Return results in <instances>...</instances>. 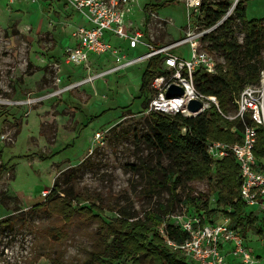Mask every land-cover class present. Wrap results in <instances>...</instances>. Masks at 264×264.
<instances>
[{
    "label": "rangeland",
    "instance_id": "obj_1",
    "mask_svg": "<svg viewBox=\"0 0 264 264\" xmlns=\"http://www.w3.org/2000/svg\"><path fill=\"white\" fill-rule=\"evenodd\" d=\"M164 1L170 0H128L125 25L130 31L143 33L156 47L181 40L189 26H204L202 19L191 18L188 22L186 9L179 0L154 13L143 10L146 5ZM223 1L234 9L239 0H209L210 4ZM244 1L249 20L263 16L264 0ZM145 18L150 21L148 25L144 24ZM78 25L79 15L60 0H40L35 5L0 0V165L10 168L7 173H0V264H50L55 257L60 264H84L89 253L97 248V222L76 213L71 224H61L50 208H34L44 202L43 192L49 193L55 183L86 199L82 207L98 206L99 219L109 224L119 219V211L142 219L148 212H159L161 207L169 211L164 221L173 225L175 217L184 211H201L206 221L212 216L217 221L227 217L224 208L216 204V165L209 178L182 181L176 191L179 201L171 200L168 191L159 185L153 187L154 180L144 166L151 172L156 170V179L161 181L162 168L171 164L141 138L148 132L150 115L142 107L143 98H139L145 64L98 80L94 89L85 85L46 98L85 76L67 79L62 66L65 49L76 45L70 35ZM240 29L236 21L232 30L239 43L243 38ZM214 34L219 35V31ZM105 35L112 49L127 60L147 51L141 47L130 49L127 41L108 32ZM201 45L205 49L210 43ZM186 48L182 46L175 52H186ZM211 54L220 60V53ZM91 58L97 64L96 72L116 65L110 54ZM68 68L82 73L81 68ZM226 113L232 115L234 110ZM96 133L100 134L99 140L94 138ZM187 195L201 200L185 206L181 201ZM202 203L207 208L203 209ZM71 207L78 205L72 202ZM210 211L213 214L208 215ZM6 219L8 223H3ZM230 220L241 230L256 260L264 262L261 217L256 225L245 222L242 226ZM61 226H67V230L58 240ZM261 227L263 232L259 234ZM123 263L131 264V259L126 258Z\"/></svg>",
    "mask_w": 264,
    "mask_h": 264
},
{
    "label": "trees",
    "instance_id": "obj_2",
    "mask_svg": "<svg viewBox=\"0 0 264 264\" xmlns=\"http://www.w3.org/2000/svg\"><path fill=\"white\" fill-rule=\"evenodd\" d=\"M177 0L164 1L157 5H146L143 10L156 12L163 7L176 4ZM231 4L228 1L210 4L209 0H202V19L204 27H211L229 11ZM264 9V4H263ZM238 21L240 32L243 35L239 43L232 30V25ZM149 19L145 18L144 24H149ZM219 31L215 36L214 32ZM214 32L206 35L202 43L208 42L210 45L205 49L210 52L220 53L215 75H207L201 70L193 74L195 89L207 96H214L219 101L222 111L233 109V95L238 94L247 85L259 83L260 72L264 68V14L260 19L249 20L246 17V3L239 0L232 11V14L215 29ZM161 57L151 58L145 63L144 70L140 77V97L143 98L142 107L147 109L148 101L152 95L150 83L152 79L161 74ZM148 132L143 138L144 143L160 157L165 156L171 166L162 168V180L156 179L157 171L150 172L155 188V184L162 189H166L171 200L179 201L176 191L183 183L182 181L204 180L209 178L212 172L213 163L206 153V142L221 141L232 144L239 140L236 134L224 132L222 124L229 128L240 124L225 121L215 110L206 112L196 118H185L180 115L166 116L158 113H150ZM256 155H264V131L258 134ZM216 177L217 201L219 207L224 208L223 213L232 219L236 224L246 222L252 225L256 222L250 215L244 213V208L238 198L240 178L238 167L232 157L226 158L218 163ZM10 170L5 165H0V173H7ZM159 173V172H158ZM160 174V173H159ZM63 194V197L60 195ZM237 198V202L233 200ZM201 198L186 196L181 201L185 206L195 205ZM86 199L74 196L62 190L58 184H54L44 202L34 208L44 207L52 210L53 214L59 217V222L72 223V218L76 213L85 216L84 219L98 223L97 248L92 250L84 264H126L124 260L131 259V264H188L184 259L174 255L176 253L162 245L157 236L159 227L165 223V234L173 242L182 243L189 238L187 233L179 230L178 226L169 221H164L169 211L159 208L157 213H146L144 217L138 218L127 212L119 211V219L114 223H104L99 219L100 209L98 206L90 205L82 207ZM72 202L78 208L71 207ZM203 209L207 208L206 203H202ZM201 213V211H197ZM213 214L210 211L208 215ZM82 218V216H81ZM3 223H8L6 219ZM67 227V226H66ZM66 227H60L62 231L58 233V240L63 238ZM259 234L263 228L257 230ZM159 234V233H158ZM110 240V241H109ZM109 241V243H107ZM164 244V242H163ZM54 254V253H52ZM48 256V260H50ZM50 264H60V259L51 258Z\"/></svg>",
    "mask_w": 264,
    "mask_h": 264
},
{
    "label": "built area",
    "instance_id": "obj_3",
    "mask_svg": "<svg viewBox=\"0 0 264 264\" xmlns=\"http://www.w3.org/2000/svg\"><path fill=\"white\" fill-rule=\"evenodd\" d=\"M10 4L28 2L38 4L40 0H6ZM49 1V0H48ZM69 9L76 12L81 25L75 27L71 38L75 41L74 47L65 49L64 65L81 68L85 76L78 81L67 85L59 92L47 95L54 98L57 94L68 92L74 88L90 85L103 80L107 76L117 73L127 67L145 64L151 58L160 56L161 74L155 76L150 89L146 113H158L166 116L180 115L185 118H196L206 112L215 110L225 121L236 122L241 128L223 126L224 132L236 134L239 140L229 144L221 141L206 142V153L213 165H218L226 158L232 157L238 167L240 186L238 198L243 205L244 213L261 217L264 220V155H256L258 134L264 131V68L260 72L259 83L245 86L233 98L231 115L221 110L219 101L214 96H207L197 91L194 86L193 74L201 70L207 75H215L218 63L222 60L216 58L204 48L202 39L219 27L227 17L232 14L233 7L221 20L211 27L195 26L187 29L181 40L169 46L156 47L148 42L143 33L130 31L124 23V15L128 0H60ZM186 9L187 19L202 17V0H179ZM106 32L128 42L130 49L146 48V52L133 59L127 60L125 55L112 49ZM187 47L186 52H175L177 48ZM110 54L115 57L113 67L102 72H92V56L102 57ZM59 67V66H58ZM58 82H61L58 80ZM183 90L182 96L167 98L166 92L172 86ZM95 91V90H94ZM96 94V93H95ZM200 103L197 111H189L187 106L190 101ZM95 140L100 134L96 133ZM46 197L49 193L43 192ZM254 209V210H252ZM176 216L175 226L189 238L182 243L168 239L165 234V223L158 232L164 245L172 253L182 256L191 264H228L224 252V245L229 247V255L239 264H255L256 257L248 249L245 238L238 226L234 225L228 217L210 220L201 213Z\"/></svg>",
    "mask_w": 264,
    "mask_h": 264
},
{
    "label": "crops",
    "instance_id": "obj_4",
    "mask_svg": "<svg viewBox=\"0 0 264 264\" xmlns=\"http://www.w3.org/2000/svg\"><path fill=\"white\" fill-rule=\"evenodd\" d=\"M106 36V35H105ZM95 62V61H94ZM93 61H92V71L93 72H96V66H97V64L96 63H94ZM63 67H64V73H66L67 74V79H72L73 78V76H75V75H80V76H82L83 74H85V72L84 71H82V73L81 72H76L74 69H69L68 68V66H70V65H62ZM84 77V76H83ZM82 78V77H81ZM78 81V80H77ZM250 218H252V219H255L256 220V222L254 223L255 225L257 224V219H258V217H255V216H253V215H250ZM263 220V219H262ZM264 221V220H263ZM242 226H244L245 225V222H243L242 224H241ZM262 228V227H261ZM259 229V228H258ZM224 248V252H225V255H226V260H227V263L228 264H239V262L237 261V260H235L232 256H230L229 255V247L227 246V245H224L223 246ZM257 256V255H256ZM257 261V263H255V264H264V262H263V260L261 261V259H259V260H256Z\"/></svg>",
    "mask_w": 264,
    "mask_h": 264
},
{
    "label": "water",
    "instance_id": "obj_5",
    "mask_svg": "<svg viewBox=\"0 0 264 264\" xmlns=\"http://www.w3.org/2000/svg\"><path fill=\"white\" fill-rule=\"evenodd\" d=\"M182 94H183V90L175 85H172L166 92L167 98L182 96ZM200 106L201 105L199 102L192 100L189 102L187 109L189 111L194 112L197 111L200 108Z\"/></svg>",
    "mask_w": 264,
    "mask_h": 264
}]
</instances>
